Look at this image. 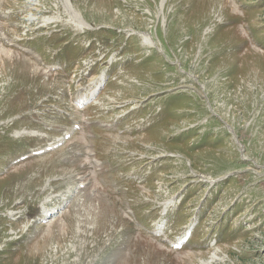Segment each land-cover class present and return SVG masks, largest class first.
Instances as JSON below:
<instances>
[{"label":"rangeland","instance_id":"obj_1","mask_svg":"<svg viewBox=\"0 0 264 264\" xmlns=\"http://www.w3.org/2000/svg\"><path fill=\"white\" fill-rule=\"evenodd\" d=\"M0 264H264V0H0Z\"/></svg>","mask_w":264,"mask_h":264},{"label":"bare ground","instance_id":"obj_2","mask_svg":"<svg viewBox=\"0 0 264 264\" xmlns=\"http://www.w3.org/2000/svg\"><path fill=\"white\" fill-rule=\"evenodd\" d=\"M76 19H78L79 20V22H80V26L82 25V26H85L86 24H85V22L81 19V17H76ZM144 42H145V44H147V45H153V40L151 39V37H149V36H144Z\"/></svg>","mask_w":264,"mask_h":264}]
</instances>
